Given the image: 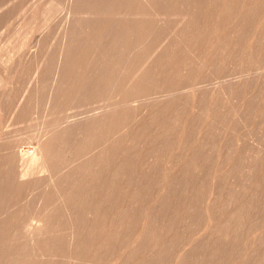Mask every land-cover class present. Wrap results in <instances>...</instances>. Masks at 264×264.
I'll return each mask as SVG.
<instances>
[{
    "label": "bare ground",
    "instance_id": "obj_1",
    "mask_svg": "<svg viewBox=\"0 0 264 264\" xmlns=\"http://www.w3.org/2000/svg\"><path fill=\"white\" fill-rule=\"evenodd\" d=\"M219 2L221 6L216 9L217 18L212 20L210 17L204 26L201 18L208 15L205 6L207 3L211 5L212 0L70 1V15L53 65L56 76L44 107L39 145L29 158L30 163L41 168L49 178L31 204L18 206V196L28 186L24 177L29 175V169L28 172L19 169L14 172L10 166L19 161L15 159L13 162L8 154H0V264H94L116 253L113 244H110L113 242L110 239L112 227L122 224L125 216H133L136 225L140 224L143 214L156 224L168 217L157 213L155 200L149 206H138V212H134L136 207L128 206V200L142 193L156 197L161 194H157V185L165 188L172 182L165 171L152 174L150 167L169 161L176 150L184 152V147L181 148L183 139L188 136L191 141L195 136V132L190 135L185 131L188 116L197 113V108L202 105L199 104L201 99L207 103L209 96H201L200 100L192 97L183 102L174 100L175 97L167 102L157 98L150 102L145 100L146 109L143 107L145 111L142 113H137L140 112V105L137 106L134 101L136 98H148L158 90L175 87L193 66L190 61L196 55L202 56L199 65L200 69H204L206 66L211 68L217 54L220 56L228 52L229 37L225 41L223 33L236 19L232 20L233 17L239 15L228 16L227 10L233 8L236 13H242L243 5L235 6L233 0ZM183 8L187 9L182 19L183 26L173 31L167 46L148 60L151 55L149 43L159 39L164 31V22L163 25L158 23L157 18L172 16ZM211 15L212 9L209 11ZM261 18L253 36L250 31L252 26L248 29L242 20L231 35L233 39V34H249L247 54L252 56L264 45V19ZM252 89L244 85L240 93L233 95L240 99L239 110L245 105L244 99ZM33 95L37 98L38 90ZM92 99L106 101L101 112L67 124L61 121L62 112L73 103ZM261 100L262 110L258 120L255 124L246 123L244 127H249V133H259L261 141L258 145L264 149V98ZM200 111L199 118L209 115L206 109ZM24 113L23 110L21 114ZM202 136L200 134L196 140L193 139L194 149H191L194 151L187 149L185 154L187 157L194 153L196 156L189 163L200 168L205 146L209 144L208 139ZM237 142H231L234 151L238 149ZM222 146L223 139L219 138L211 148L220 155ZM255 168L258 172L261 166ZM185 187H190V182ZM171 188L166 190V198L162 199L165 204L161 203L168 211L176 208L171 199L174 192ZM204 214L206 217L208 213ZM25 218L33 223L24 225ZM21 223L25 232L17 237L15 235ZM157 228L164 232L159 235ZM151 231L158 236L154 242L156 246L160 242L171 241L170 226L168 228L161 223ZM212 238L201 253L172 252L175 248L170 247L165 248L164 255L175 253V264H212L216 253V241L211 245ZM225 244L218 242L217 248L225 249ZM132 249L134 251L129 254L128 260L139 262L136 264L151 263L159 255L155 253L147 257L146 252L137 254L138 250ZM240 253L245 258L246 252ZM255 264H264V256Z\"/></svg>",
    "mask_w": 264,
    "mask_h": 264
},
{
    "label": "rangeland",
    "instance_id": "obj_2",
    "mask_svg": "<svg viewBox=\"0 0 264 264\" xmlns=\"http://www.w3.org/2000/svg\"><path fill=\"white\" fill-rule=\"evenodd\" d=\"M70 1L0 0V154H8L13 162L15 159L17 162L19 161L10 166L14 172L18 169H29V175L24 177L29 188L26 187L18 196V200L20 199L18 206L20 207H23L24 204V206L31 204L36 195L45 188V181L49 178L41 168L32 165L29 158L32 151H35L39 145V131L44 122V107L51 83L56 76L53 65L57 60L70 15ZM233 1L235 6L243 5L242 11L244 12L236 13L233 8L227 10L228 16L232 14L239 16L233 17L232 20L236 19L227 31H224L225 41L228 39L227 36L230 40L227 42L228 52L225 55H216L214 64L211 66L212 69L209 66L200 69L199 63L202 62V56L198 54L190 61V64L193 65L189 67L191 72L188 70V73L181 77L175 87L158 90L156 94H153L154 96L150 95L145 99L136 98L135 103L133 102L137 106L142 105V107L139 106L140 112H137L142 113L147 100L150 102L157 98L162 102L163 100H173L175 97L174 100L183 102L192 97L200 100L201 96L203 98L209 96L207 103L201 99L199 104L202 105L197 108V113H190L189 118L186 117L188 120L185 131L190 135L195 132V136L193 135L191 141L188 136L183 139L181 148L184 147V152L181 154L180 150H176L169 161L158 162L150 167L152 174L165 171V174L171 176L172 182L165 185V188L157 185V194H161L156 197L142 193L140 196L131 197V200H128L130 208L136 207L134 212H138V206L143 204L149 206L155 200L158 204L157 213L162 217L165 215L168 217L166 216L165 220L160 219L159 224H156L148 215L143 214L140 224L136 225L133 222V216H125L122 224L111 228L110 239L113 242L110 244H113L116 253L108 255L94 264L139 263L134 259H128L129 254L134 251L132 248L137 251L140 244L141 251L138 250L137 254L146 252L147 257H150L149 254H159L155 260L148 264H168L167 261L170 262L169 264H175V253L164 255L165 248L172 247V249L175 248L172 252L179 250L184 254L201 253L200 251L212 238L213 233L216 234L211 240V245L216 241L214 246L216 253H214L212 264H240L242 262L255 264L264 256V149L258 145L261 141L259 133H249V127H244L246 123L247 125L255 124L258 120L257 116L262 110L260 103H262L261 98H264V45L254 54L255 56H252L247 54L249 34H233V39L231 36L232 33H235L241 20L244 24L246 23V26L248 25V29L252 26L250 31L253 36L259 20L262 19L261 17L264 19V0ZM207 4L205 9L208 11V15L201 18L204 26L210 19L217 18L216 9H220L221 6L219 0H212L211 5ZM210 9H212L211 16H209ZM186 12L187 9L183 8L176 11L175 15L157 18L158 23L164 22L162 25L166 32L163 31L159 39L149 43L151 55L148 60L150 58L152 60L161 49H164L163 46H167L173 31L183 26ZM248 18L250 19L248 20ZM169 30L170 33H168ZM256 39L255 35L254 41ZM242 42L246 44L240 46ZM222 58L224 59L222 60ZM217 60L219 61L217 62ZM244 85L254 89L251 94H247L248 97L246 96L244 99L245 105L239 110L240 99L233 95L237 92L240 93ZM37 90L39 95L34 98L33 94L35 91L37 93ZM105 103L106 101L103 99L75 102L62 112L61 121L67 124L97 114L103 110ZM202 109H206L209 115L199 118L198 114ZM23 110L25 116L21 114ZM200 134L201 137L204 135L209 143L203 152L201 168L189 163V160L196 156L194 153L185 157L189 149L194 151L192 150L194 149L192 141ZM219 138L223 139L224 145L220 155L211 148ZM234 140H238V149L235 151L231 149V142ZM20 156L23 157V161ZM216 162L218 164L215 166ZM256 166H261V169L258 168V172ZM31 171H34V174ZM188 182H190V187H185ZM169 187H172L171 189L174 191L171 199L177 209L172 207L168 211L166 205L161 206V203L165 204L162 199L166 198V190ZM191 198H193L192 201L189 200ZM204 213H208L206 217ZM24 220L26 221V218ZM25 221L22 222L24 225L30 223ZM22 223L17 229L15 235L17 237H21V234L25 232L21 228L24 226ZM161 223L166 224L168 228L170 226L169 238L171 241L160 242V245L156 246L154 242L158 236L154 235L151 229L158 227ZM133 229L137 230L133 231ZM163 232L159 229L157 231L159 235ZM130 239L131 241L128 243L127 241ZM218 242L226 243L227 248L219 250ZM226 249L227 251H224ZM240 251L246 252L245 258L241 256Z\"/></svg>",
    "mask_w": 264,
    "mask_h": 264
}]
</instances>
